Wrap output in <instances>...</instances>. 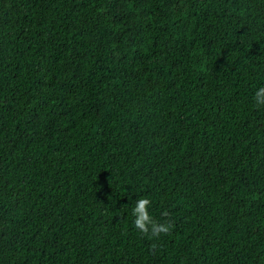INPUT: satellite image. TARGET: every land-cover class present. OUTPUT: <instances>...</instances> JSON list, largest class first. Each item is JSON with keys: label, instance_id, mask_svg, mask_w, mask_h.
Returning a JSON list of instances; mask_svg holds the SVG:
<instances>
[{"label": "trees", "instance_id": "1", "mask_svg": "<svg viewBox=\"0 0 264 264\" xmlns=\"http://www.w3.org/2000/svg\"><path fill=\"white\" fill-rule=\"evenodd\" d=\"M261 86L264 0H0V264H264Z\"/></svg>", "mask_w": 264, "mask_h": 264}, {"label": "clouds", "instance_id": "2", "mask_svg": "<svg viewBox=\"0 0 264 264\" xmlns=\"http://www.w3.org/2000/svg\"><path fill=\"white\" fill-rule=\"evenodd\" d=\"M254 100L257 106H264V86L259 87L254 93ZM151 201L147 198H140L135 201L132 210L134 216V227L144 236L149 238H159L162 234H169L173 224L170 220L163 222L155 220L149 213L148 208ZM164 217H168L167 211L163 212Z\"/></svg>", "mask_w": 264, "mask_h": 264}]
</instances>
